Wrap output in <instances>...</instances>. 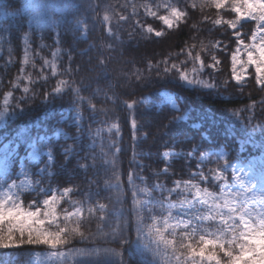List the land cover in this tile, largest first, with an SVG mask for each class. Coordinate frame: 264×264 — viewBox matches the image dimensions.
I'll return each instance as SVG.
<instances>
[{"label": "snow or ice", "instance_id": "6c2138e0", "mask_svg": "<svg viewBox=\"0 0 264 264\" xmlns=\"http://www.w3.org/2000/svg\"><path fill=\"white\" fill-rule=\"evenodd\" d=\"M205 2L217 10L219 17L210 19L205 16L203 20L193 24V29L199 31L200 24L210 23L212 27L207 31L212 33L223 29L222 35L227 43L223 39H217L208 45L201 43L199 51L196 50L197 45L193 44L186 52V61L179 65L176 63L169 65L167 60L156 64L148 63L149 74L152 71L157 75L174 74L188 85H196L218 94L228 92L230 89L233 93L236 89L243 93V90L250 86L253 91H264V0H205ZM117 7L120 8V12L116 11ZM188 7L186 3L183 8L179 6V0L176 5L170 0H161L156 4L148 0L139 6L133 0H125L120 5L103 3L102 0L95 2L86 0L83 5L49 4L43 0H34L26 6L21 21L28 17V29H24L21 24L18 29L12 30L14 38L22 44L20 74L10 81L8 86H4L0 81L3 96L0 100V121L16 114L17 110L24 111L23 106L38 96L47 102L57 97L62 99L67 97L70 116L61 115L57 124L70 119L76 128V135L64 133V139H71L74 144L61 145L59 154L64 157L65 162L75 156L79 169L84 172L91 169L93 176L87 179L89 186L87 191H82L79 186L64 187L62 191L59 188L53 189L51 184L56 181L57 173L51 169L56 166V147L48 136L39 135L33 138L28 144L31 151L24 157L19 156L17 150L10 144H5L3 153L0 154V170L7 173L9 163H15L17 160L20 169L15 176L5 175L3 182L0 183V250L47 246L51 251L46 253L45 259L52 264H128L125 252L120 249L125 246L131 247L125 233L134 227L138 239L145 235L151 238V244L154 246L144 245V251L150 252L152 256L150 264H264V166L257 172L254 165L249 164L247 172L240 168L238 173L236 171L238 165L231 163V157L223 147L215 150L208 147V150L204 151V147L207 146L194 144L190 151L184 153L189 167L199 153L196 171L190 172L188 179L175 180L174 187L166 188L165 183L159 180V176L168 173V168L165 167L162 172L152 173L157 180L149 186L142 174L146 166L139 159L142 157L140 145L148 140V135H152L155 144L156 135L148 129V133L141 137L143 126L136 116H130L133 147L129 160L130 170L126 173V185H122L120 181L124 173L120 157L127 151L121 144L123 126L119 122L110 121H113V113L118 105L131 114L138 105L147 106V100H121L119 95L112 91L114 86L108 85V91L103 92V106L97 108L94 100L101 95L102 90L97 88L86 97L82 93L89 85L85 84L83 79L76 81L70 78L78 74L81 68L72 67L71 50L62 49L63 38L60 33L57 32L55 37L51 33L47 37L41 36L39 43H36V29L50 27L56 31L59 27L61 18L56 15L58 9L76 11L84 9V15L77 16L71 21L65 20L64 27L73 32L86 35L93 27L100 25L108 36L119 39L115 29L133 17L137 18L132 25L133 28L139 27L147 34L145 38L153 34L157 38L162 37L164 35L162 31L155 30L151 25L145 26L146 18L158 19L167 29H173L187 23L194 14L186 10ZM139 8L144 10V19L140 18ZM154 8L156 10H153ZM191 8L195 9L196 4L193 3ZM101 11L104 13L102 17ZM162 12L165 14H161ZM88 14H91V23ZM33 25L35 28H32ZM9 31L7 26L0 29V52L6 51L9 56L6 64L12 62L11 57L15 51L8 35ZM16 32L19 33L18 36H15ZM46 38L52 39L53 43H45ZM108 47L111 48L112 45L109 44ZM45 49H51V61L41 54ZM65 51L68 66L61 70L57 60ZM221 56L224 59H221ZM37 60L40 61V72L38 78H33L31 73H27L25 66L35 70ZM225 61L230 65V74L223 80H217L215 74L219 73L220 66ZM188 62L193 64L190 70L185 69ZM161 63L164 64L163 69L160 67ZM98 65L105 66L106 60L100 58ZM45 69L50 70V76L43 74ZM143 72V69H137L134 73L136 81L145 79ZM205 72L208 79L203 78ZM57 77L69 78L56 79V83L49 90V81ZM4 87H8V90L3 91ZM162 95L166 97L175 113H178L173 115L168 111H160L156 117L163 119L164 127L187 118L186 111H182L168 92ZM257 106V102L253 101L242 109L230 111L231 117L240 122L243 128L248 129L249 140L255 136L257 130L264 137V98L259 101L261 119L253 124L257 117L255 112ZM86 111L90 114L87 117ZM98 115L104 119L93 122L102 126L93 129L89 125L85 128V120ZM56 134H60L59 129ZM184 135L177 128L170 140L164 142L161 147L174 148L176 144L184 142L180 139ZM83 137H87L91 143L85 146V154L81 156L75 144ZM261 147L264 148V142L261 143ZM45 148L46 152L43 151ZM169 155V151L163 152L165 160ZM41 156H46L47 159H40ZM33 161L37 163L33 164ZM204 161L215 164V167L205 171ZM229 169H232L230 175ZM109 173L115 179V183L108 177ZM29 176L39 179L29 180ZM19 177L25 179L18 182ZM101 179L105 190L109 192L115 190L117 193L114 198L111 195L106 197L109 203L99 202V190L92 191L93 186L99 189ZM45 181H48L47 187H44ZM27 189L31 190L29 195L34 192L36 197L28 207H24L21 197ZM77 194L83 196V199L71 201L65 199ZM40 196L46 198L41 200ZM94 197L97 199L94 200ZM61 200L75 209L64 211V226L58 223L56 211V205ZM85 205H90L87 207L86 218ZM73 218H76L77 226L69 227L67 222ZM93 222L96 223L95 231L90 227ZM97 237L103 239L106 244L118 242L120 247L92 245L75 247L76 242L83 244L88 240L96 241ZM34 256L39 259L40 253L36 252ZM19 261V256L13 257V264ZM23 264H27V261Z\"/></svg>", "mask_w": 264, "mask_h": 264}, {"label": "trees", "instance_id": "16d2710c", "mask_svg": "<svg viewBox=\"0 0 264 264\" xmlns=\"http://www.w3.org/2000/svg\"><path fill=\"white\" fill-rule=\"evenodd\" d=\"M146 2L148 0H133ZM158 1V0H153ZM175 5L177 0H171ZM34 0H0V4L3 9L8 13H12L13 17L5 20H0V29L4 27L9 28V38L15 47V51L12 54L11 63L6 62L9 60V56L6 51L0 52V81L3 82L4 86L10 85V81L14 80L17 75H19V69L21 67V59L23 56L22 44L18 39L13 36V31L18 29L21 24L24 29H28V17H24L21 21V16L25 12L26 6L33 3ZM43 2L49 4H70V5H83L86 0H43ZM95 2V0H94ZM103 3H110L113 5H120L125 2V0H102ZM189 7L186 9L189 12L194 13L187 23H182L180 26H176L174 29L166 30L160 26L155 20H145L146 25H151L155 30L162 31L164 35L162 37H155L154 35L147 36L143 33L140 28H133L134 17L127 23L119 24L115 29L119 39L115 36H108L104 31V28L100 25L93 27L87 34L85 39L80 38V34L73 32L64 27L65 20H74L77 16L84 15V9L81 8L80 11L76 9L68 10H57L56 15L61 18L60 25L53 31L50 27H44L41 29H36L35 37L36 43H39V38L41 36L47 37L49 33L53 37L56 36L57 32L63 38V50H71V55L73 56L72 67L75 69L78 66L81 71L70 77L76 81L84 80L85 84L89 85L87 90L82 94L86 97L90 96L97 88L101 89V95L94 100L97 108L103 106V92L108 91V85H113L112 91L119 95L121 100L124 99H135L138 101L147 100V106L140 104L135 110L130 114L125 108L116 107L113 113V121L122 124L121 136L123 140L121 141L122 146L127 149L126 154L120 157L121 167L123 170V177L121 179V184L126 185L127 176L126 173L129 169V160L131 158V149L133 147L131 141V125L130 116H136L139 123L143 126L141 129L140 136L143 137L148 133V129L151 133L156 135V142L153 144L152 135H148V140L143 141L140 145L142 151V157L139 159L145 164L146 170L142 173L147 179L149 186L153 185L157 177L153 176V172L160 171L167 167V175L159 176V180L165 183L166 188L174 187L175 180H186L189 178V173L196 171V161L199 158V153L196 154V158L191 161V167L188 166V160L184 156V153L190 151L194 144H200L204 147V151L211 147L213 150L218 147H223L226 152L229 153L231 157V163L237 162L242 159H248L251 157L263 156L261 158V164L259 169L264 166V148L261 147V143L264 142V137L261 136L259 130L255 133V136L249 140L247 137L248 129L242 127L241 123L234 120L230 111L235 109H242L246 105L252 104L256 101L258 106L255 109L257 117L253 120V124H256L261 119L259 115L261 112V107L259 106V101L264 98V91H253L251 86L245 88L243 93L239 89L235 92L230 89L228 92L220 91L223 94H218L217 92H209L207 89H203L196 85H188L183 81H180L178 76L174 74L169 75H157L155 71L150 74L147 70V64H156L158 62L167 60L168 64L176 63L177 65L181 62L186 61V52L193 45H197L196 50H200L201 43L208 45L210 42H214L217 39H223L225 43L227 40L223 37V29L219 32L213 31L209 33L208 28L212 25L200 24L199 31L193 29V24L198 23L203 20L205 16L210 19H215L219 17L217 10L206 3L205 0H179V6L183 8L184 4ZM195 3L196 8H191V5ZM117 12H120V8H116ZM131 12V8L128 9ZM104 13L101 11L100 15L102 17ZM89 15V22L91 23V14ZM141 16V14H140ZM115 24L116 21L114 20ZM248 25H246V28ZM254 27V25H253ZM35 28V25L32 26ZM19 33L16 32L15 36ZM47 44H52V39H45ZM111 44L112 47L109 48L108 45ZM46 58L50 61L51 49H45L43 53ZM104 58L106 60V65L101 67L98 65V60ZM224 59L223 56L220 57ZM40 61L37 60V69H32L30 66H25L27 68V73H31L33 78H38V73ZM58 67L63 70L67 67V52L57 60ZM161 69H163L164 64H160ZM193 67L191 62L185 64V69L190 70ZM137 69H143L145 79L136 81L134 73ZM26 73V74H27ZM44 75L50 76V70L45 69ZM230 74V65L228 61L220 66V71L215 74L217 80H223L227 78ZM59 78H69V77H57L49 81V90L51 86L56 83V79ZM204 79H208L207 72H205ZM130 83V85H129ZM258 87V86H257ZM8 87H4L3 91H7ZM42 90V89H41ZM168 92L176 96L179 102V106L182 111H186L187 118L181 121H177L176 124L169 125L167 127L163 126V119L156 117L160 111H168L173 115H178L175 111L170 108L167 104H164L160 93ZM111 95V92H109ZM19 95V93H16ZM2 91H0V100H2ZM159 106V108H157ZM70 107L69 100L67 97L63 99L57 97L51 102L44 101L41 97H36L31 102L23 106L24 111L17 110L16 114L9 115L4 121H0V154L3 153V146L5 144H10L11 147L17 150L19 156L24 157L28 152V144L31 140L39 135H45L50 137L51 141L56 147V166L52 171L57 173L56 181L52 182V188H59L60 190L64 187H74L79 186L82 191L88 190L87 179L93 176V171L89 169L84 172L77 166V158L73 156L70 161L65 162L64 157L60 155V147L64 144H74L73 140L69 142L54 141L51 138L53 128L58 126L57 121L60 119L61 112L68 110ZM111 107V105H109ZM86 117L90 114L86 111ZM247 115V114H246ZM103 116H96L92 119H86L84 122L85 128L89 125L93 129L96 127H101L94 120H102ZM166 122V121H165ZM61 126L65 127L62 123ZM179 129L185 135L180 139L183 143H178L176 146L163 148L161 145L164 142L170 140L176 129ZM67 129V128H66ZM71 136L76 135L75 129H67ZM106 135V134H104ZM91 143L87 137H83L79 143L75 144V147L79 151L80 155L85 154V146ZM99 143V141H97ZM47 151V149H43ZM114 151V150H113ZM169 151L171 155L167 160L163 158V152ZM213 159V158H212ZM19 161L15 163H9L7 173L3 172L0 176V183L3 182L5 175L12 174L15 176L18 173ZM215 167V164H209L205 162L203 168L207 171L208 168ZM137 171H139L137 169ZM108 177L112 179L115 183V179L111 177V173ZM70 181V182H69ZM99 190L100 199L99 202L109 203L106 199L108 196L113 198L117 195L115 190L111 192L103 188V179H101L99 189L93 186L92 191L95 192ZM158 195V193H154ZM130 196V193H128ZM165 195L167 193L165 192ZM36 197V193H31L29 195L26 191L21 197L22 206L28 207L32 200ZM42 196H40L41 199ZM83 196L77 194L68 197L67 200H81ZM96 200L97 198H93ZM175 199V197H173ZM84 206V217H87V207ZM128 206H131V200L128 201ZM74 211L75 209L71 207L70 204L64 203L63 201L56 208L57 216L59 218L58 223L64 226L63 222L64 211ZM69 227H75L76 218H73L70 222H67ZM91 229L95 231L96 223L91 224ZM126 238L129 240L131 247L127 246L121 248V251L125 252V258L128 264H150L152 259L150 252L144 251V245L151 244V238L147 235L138 239L135 228H131L125 233ZM85 245L101 246V247H113L118 248L119 243H105L103 239L97 237L96 241L88 240L83 244L76 242L75 247H83ZM66 250V249H65ZM51 251L47 246H31V247H21L19 249H8L0 250V264H13V257L19 256L20 261L17 264H23L27 261V264H32V258L34 253H40V264H52L51 261L45 259L46 253Z\"/></svg>", "mask_w": 264, "mask_h": 264}, {"label": "rangeland", "instance_id": "374dc122", "mask_svg": "<svg viewBox=\"0 0 264 264\" xmlns=\"http://www.w3.org/2000/svg\"><path fill=\"white\" fill-rule=\"evenodd\" d=\"M146 2H148V1H146ZM146 2H139V1H136V4H137V6H139L140 4H143V3H146ZM160 2H161V0H158V1H153V0H152V3H153V4L160 3ZM170 2H172V1L170 0ZM172 3H173V2H172ZM173 4H174V3H173ZM174 5H175V4H174ZM153 10H156V9L154 8ZM139 12H140V14H141L140 18H141V19H144V17H145V13H144L143 8H139ZM7 13H8V12H7L5 9H3L2 5L0 4V20H5V19H9V18H12V17H13V15H7ZM161 14H165V13L162 12ZM136 19H137V18L134 17V23H135ZM146 19H147V20H154V19H152V18H150V17H148V18H146ZM155 21L158 22L162 28H164V29H166V30H170V29H167V28L162 24V22H160L158 19L155 20ZM145 26H148V25L145 24ZM138 28H139V27H138ZM174 28H175V27H174ZM174 28H173V29H174ZM153 35H154V34H153ZM80 37H81L82 39H84V38H86V35H80ZM162 93H164V92H162ZM162 93H160V97H161L163 103H164V104H167L170 108H172V107H171V104H169V103L167 102L166 97L163 96ZM169 94L172 96L173 100L179 105V102H178V99L176 98V96L173 95V94H171V93H169ZM61 115L65 116V117H68V116H70V112H69L68 110H65V111L61 112L60 117H61ZM63 123L65 124V127L61 126V124H62V123H61V124H59L58 126H55V127L53 128V132H52V134H51V138H52L54 141H57V140H58V141H61V142H69V141L71 140V139H69V140H65V139H64V133H67L68 135H71L70 132L67 131V129H75V130H76V128H75V126L72 124V121H71L70 119H69V120H66V121L63 122ZM66 128H67V129H66ZM58 129H59V133H60L59 135L56 134ZM30 151H31V149L29 148L27 154H28ZM27 154H26V155H27ZM170 155H171V152H170ZM170 155H169V156H170ZM262 157H263V156L251 157V158H248V159H242V160H239V161H237V162H233V164L238 165V167H237V169H236V171H237L238 173H239L240 168H243L244 171L247 172V171H248L247 165H249V164L254 165V170L258 172V171H259V165L261 164V158H262ZM212 158L215 159V157H212ZM40 159H47V157H46V156H41ZM205 162H207V161H204L203 164H204ZM32 163L35 164V163H37V161H33ZM40 167H43V165H40ZM18 168L20 169V164L18 165ZM3 172H4V170H0V176L3 174ZM18 172H19V170H18ZM231 172H232V169H229V175L231 174ZM240 174L243 175V173H240ZM20 179H25V177H19V178H18V182H19ZM28 179H29V180H35V179H39V177H32V176H29ZM47 186H48V181H45L44 187H47ZM53 189H56V188H53ZM30 191H31L30 189H27V190H26L27 193H29ZM61 191H62V189H61ZM33 193H34V192H33ZM57 195H58V199H59V194L57 193ZM44 198H46V197L42 196V197H41V200L44 199ZM65 199H68V197L65 198ZM62 201H63V200H61V202H62ZM61 202H60V203H61ZM60 203H59V204H60ZM59 204L56 205V208L58 207ZM41 207H43L42 204H41ZM31 262H32V264H40L39 259H36L35 256L32 258V261H31Z\"/></svg>", "mask_w": 264, "mask_h": 264}]
</instances>
